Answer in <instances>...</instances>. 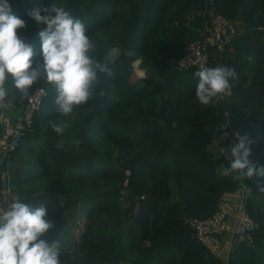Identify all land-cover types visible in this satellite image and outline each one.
I'll use <instances>...</instances> for the list:
<instances>
[{
	"label": "trees",
	"instance_id": "16d2710c",
	"mask_svg": "<svg viewBox=\"0 0 264 264\" xmlns=\"http://www.w3.org/2000/svg\"><path fill=\"white\" fill-rule=\"evenodd\" d=\"M47 2L10 0L26 22L17 32L33 46L34 61L42 60L45 25L28 12ZM55 2L84 22L93 55L111 69L74 116L57 111L55 87L42 75L29 92L47 90L34 132L25 129L7 156L18 164L17 199L45 205L55 222L47 239L60 242V264H264V177L223 171L237 133L251 140L250 160L264 165V0ZM216 14L244 26L224 45H208V67L237 75L204 105L195 95L198 69L175 62L190 42L215 33ZM29 95L12 89L4 102L20 107ZM61 121L70 123L57 134L51 125ZM216 138L224 148L218 155ZM244 187L251 195L243 209L258 227L222 257L185 219L214 214Z\"/></svg>",
	"mask_w": 264,
	"mask_h": 264
},
{
	"label": "clouds",
	"instance_id": "9594fccd",
	"mask_svg": "<svg viewBox=\"0 0 264 264\" xmlns=\"http://www.w3.org/2000/svg\"><path fill=\"white\" fill-rule=\"evenodd\" d=\"M28 15L45 25L38 32L42 60L32 59L33 46L17 32L25 27V20L13 12L10 0H0V102L9 98L12 89L27 97L31 86L43 75L55 87L57 111L63 116H74V109L93 95L98 75L110 73L111 69L93 55L96 44L87 34L84 22L63 4L48 0L45 6L29 10ZM194 75L198 78L195 95L207 105L230 90V78L234 80L237 74L227 66H203ZM9 78L12 88L7 83ZM69 123L61 121L51 127L61 134ZM236 136L226 156L225 175L264 177V165L250 160L249 137L239 133ZM258 186L264 192V184L258 182ZM54 226L45 205L11 199L0 210V264H60V242L47 239Z\"/></svg>",
	"mask_w": 264,
	"mask_h": 264
},
{
	"label": "built area",
	"instance_id": "2783aa9c",
	"mask_svg": "<svg viewBox=\"0 0 264 264\" xmlns=\"http://www.w3.org/2000/svg\"><path fill=\"white\" fill-rule=\"evenodd\" d=\"M212 43L214 42L209 38H199L190 42L186 47L185 54L176 60V68L180 70H190L192 68L200 69L203 66H208V45ZM46 96L47 90L44 87H38L29 95L28 99L20 107L18 106V103L13 101L9 103L0 102L1 107L9 109L20 108L21 111V118L17 127L14 128V131L11 132L4 142L0 144V152L8 155L10 151L19 144L20 138L23 136L25 129L30 133L34 132L35 127L33 124V115L36 111L41 109ZM12 196L13 197L8 195L6 197L5 203L0 204V210L7 207L11 199H17L16 196ZM185 222L194 230L196 237L200 241L207 243L216 253H218L216 249L218 250L219 244H214L213 240L215 236L223 238L228 235L245 234L258 227L257 221L244 211L243 204L238 208L233 209L222 207L220 210L207 217L190 216L185 219ZM228 239L230 238L228 237ZM228 257L229 256L226 258Z\"/></svg>",
	"mask_w": 264,
	"mask_h": 264
},
{
	"label": "rangeland",
	"instance_id": "374dc122",
	"mask_svg": "<svg viewBox=\"0 0 264 264\" xmlns=\"http://www.w3.org/2000/svg\"><path fill=\"white\" fill-rule=\"evenodd\" d=\"M243 26L244 24L239 20L229 21L228 19L216 14L213 18V27L209 28L212 29L215 33L210 36L209 39L212 42H218V44L224 45V43L230 38V36L233 33L242 30ZM108 58H111V56H109ZM133 79L135 80L136 76H134ZM20 118L21 116L17 117V123L19 122ZM3 131H5V138H7V136L14 131L8 122V118H5L4 125L0 126V144L5 140V138H3L1 135ZM211 149L216 155L224 150V148H220L219 140H217V138L211 143ZM248 195H251V192L248 188L244 187L242 190L233 194L231 198L225 199V204H222V206L227 209L238 208L241 204H243L245 198ZM215 237L217 238L218 236ZM228 237L230 239H228ZM242 237L243 234L228 235L227 237L223 238L219 237V239L221 238V240L218 247V252H220L222 257L229 256L231 250L235 247L236 243H238L239 239ZM232 245L234 246L231 248Z\"/></svg>",
	"mask_w": 264,
	"mask_h": 264
},
{
	"label": "crops",
	"instance_id": "0c3cea01",
	"mask_svg": "<svg viewBox=\"0 0 264 264\" xmlns=\"http://www.w3.org/2000/svg\"><path fill=\"white\" fill-rule=\"evenodd\" d=\"M20 114H21L20 108L19 109H17V108L16 109H11V108L9 109V108H5V107L0 106V126L4 125V119L8 118V122H9L11 128L12 129L16 128L18 125L16 120H17V117L20 116ZM1 135L3 138H5V131H3ZM8 155L6 153L0 152V204L5 203V199L8 195L11 197H13L12 195H14V197L15 196L17 197L16 193L13 191V185L12 184H13V180L15 179V176L17 174L18 164L14 161L7 160ZM12 166H13V168H12ZM219 240H221V239H219V237H218V240L215 237L213 240L214 244H217V245L220 244ZM216 251L218 252L217 249H216ZM218 254H219V252H218Z\"/></svg>",
	"mask_w": 264,
	"mask_h": 264
},
{
	"label": "water",
	"instance_id": "95a60500",
	"mask_svg": "<svg viewBox=\"0 0 264 264\" xmlns=\"http://www.w3.org/2000/svg\"><path fill=\"white\" fill-rule=\"evenodd\" d=\"M113 51H116V49H114Z\"/></svg>",
	"mask_w": 264,
	"mask_h": 264
},
{
	"label": "bare ground",
	"instance_id": "6f19581e",
	"mask_svg": "<svg viewBox=\"0 0 264 264\" xmlns=\"http://www.w3.org/2000/svg\"><path fill=\"white\" fill-rule=\"evenodd\" d=\"M23 143V142H22ZM21 147V146H20Z\"/></svg>",
	"mask_w": 264,
	"mask_h": 264
}]
</instances>
